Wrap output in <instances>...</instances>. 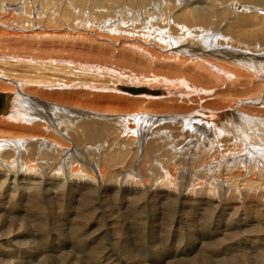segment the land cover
<instances>
[{
  "label": "bare ground",
  "instance_id": "bare-ground-1",
  "mask_svg": "<svg viewBox=\"0 0 264 264\" xmlns=\"http://www.w3.org/2000/svg\"><path fill=\"white\" fill-rule=\"evenodd\" d=\"M145 1L146 0H136L135 2H125L124 3L125 6L134 4L133 6L134 16H136L137 14H140V11L142 12L141 14L147 13L146 15L143 16L144 17L143 21L142 20L138 21V19L134 18L133 16L129 17L128 15L130 14V11L128 14L125 15L126 19H122V18L119 19V17H117V20H113L116 17H115L114 11H111V10L108 11L107 13L100 12L104 17L101 15H97L98 17L97 19L99 21L106 19V21H104L103 23L106 25L105 27H107L108 32H113L114 34H116V32H118L117 30H121V31H127L129 33L131 32L134 33V35H131L134 38L132 40L125 38V36L120 33L116 36L113 35V39L111 35L107 36L105 38L106 41L104 40L105 42L108 43V44H105V47H106L105 50L107 52L106 54L111 53L114 56L116 55L117 58H121L122 60L126 61L127 52H129V56H130V54H133L136 50L141 51L142 55H138V57L136 58L137 62H140V63H137L134 60L129 59V63H132L134 65V69H138L135 66L141 65L142 64L141 61H143L144 63L147 62L148 64H151V62L160 60V57H162L164 54H167V59L176 61L177 64L175 66L177 68H180L181 71L179 69L177 70V72L174 73L175 75L168 76L167 78L161 77V79H159V77H156V74L159 71L157 69L153 71V73L148 72V74L146 72L145 74L144 71H142L140 72L141 77L134 78L133 80L128 81V83L121 81V80L112 81L111 75H109L108 78L105 76L104 77L107 78L106 80L110 79L111 80V81L109 80L110 82L107 81V83L104 84L101 81L102 85L104 86H101L95 83L93 84V80L95 78H99L102 80V75H101L102 72L101 73L99 72L100 70H102L101 67L97 68L93 64H90L89 62L80 63V62L70 59L72 58L71 57L72 54L76 53L79 56L82 54L81 52H85V51H83L82 49L79 50L78 48L77 50H75L73 48L77 45L73 43H67L63 40H59L61 39V37L62 38L67 37L65 33H59V34L56 33L55 36L56 38H58V42L61 41L62 43L65 42L64 44H67L66 46L65 45L64 46H65V52L68 57L56 58V60L54 61L52 57L42 58L41 56L39 57L38 55L34 56L31 54L32 47H33V45H31L32 42L34 43L36 47L49 48L48 47L49 44L45 42L46 41L45 38L46 37L50 38L49 33L52 32L53 30H54L53 32L58 31L59 28H57L56 26L60 22H56L55 21L56 19L54 20V25L45 26L44 24L39 22L40 27L34 28L32 27V25L36 24L35 21L28 22L26 26L25 24L18 26L17 24H13L14 19H11L12 13H8L9 16L5 15L6 11H3L4 15L0 14V29L10 31L7 33L1 31L0 36L4 38L6 37L13 38V40L15 39L16 42H24L23 44L27 48L21 46V48H15L14 52L20 49V51L22 52L21 53L16 52V54L23 55L24 57L22 58H25L28 61V63H31V64H27L26 65L27 67H23L22 69V70H25L24 71L25 73L22 74L21 79L25 81L11 79V77H6L5 74L3 73H2L3 75L0 74L1 75L0 76V95L2 96V99L0 98V134L5 135V138L0 137V158H1L0 161L3 163V165L9 166L11 160L16 161V159L21 158V157H16V156L12 157V156L14 153H18V152H19L18 154L22 156L23 152H20V150L22 147L26 146V147H29L30 149L28 153H25L23 155L24 157L22 158L24 159V162L27 165L26 169H29L28 166L29 167L32 166L33 161L35 160L44 161L45 160V157H47V155L42 152V149H44V147L48 146L51 148V150H53L54 153L55 152L60 153L61 149L66 148L67 146V143H65L64 141L65 139L68 140L69 143L73 146H85L83 153L88 154V155L91 154V151H92L91 149H89V145L94 144V143H96L95 149L98 152L102 151L104 148L106 150V148H109L110 145L113 143L118 144V146L121 144H125L126 146L127 138L125 137L126 135H128V132L133 131L125 127L122 116H124L126 113H136L135 116H132V118H129L130 120L133 121V123L140 124L141 121L145 120L147 122L155 124L159 129H165L164 132L157 133L158 137H161V138L165 137L167 140L172 139L171 143L174 142L173 140H176V139H173V137L180 138L179 139V143H180L184 141V138L186 135L192 134L193 131L196 132L199 130H206L209 126V120H207L206 117L210 119V122L211 120H213V124L217 121H221L229 127L231 114L228 111L232 109L236 111L237 108H240L241 106L246 105L245 104L246 101L245 103L244 102L240 103L238 101L232 100L233 98H231L232 97L231 95H236L235 96L236 98L242 99L248 93L250 88L255 89L256 91H258V93H261L262 87H258V86L248 87L247 85H235L237 82H240V81H242L243 83H248L250 81V78L247 75V73L241 70L239 66L236 65L233 67L232 65L237 61H242V59H247L246 61H244V63L247 66H249L250 62L253 60V57L248 55V58H247L246 56L247 50H248L247 48L251 49L255 47L256 44H259L263 46L264 48V13H261V12H264V0H243L246 4L251 6V9L248 11L249 14H241V16L239 17H232V18H231V13H228V15L225 13L223 4L219 1L215 3L214 1L199 0L186 7H184L185 2L181 3L180 6H176V5L172 6L170 4L160 2L159 4L162 5L160 16H162L163 18L160 19V21L157 23L155 21L159 19L160 16L158 18L156 17L157 16L156 13L151 14V10H150L151 8L149 7L150 5H153L151 4L152 1L149 0L148 2H146L144 6H141ZM232 1L235 2L236 0H232ZM71 2L73 3V5H75L76 7L80 9L79 13L83 14L84 11L87 12V16L89 18H86V19L88 21L85 20L84 18L82 20V25H84V22L86 21L88 22L89 25L92 24V28L98 26L97 25L98 22H95L93 19V10H96L97 8L101 7L103 5L102 1L92 0L91 2H89L87 0H71ZM258 9H261V10H258ZM224 13H225V16H223ZM146 16L147 18L145 19ZM67 18H70V16H67ZM123 21L124 22L130 21L131 22L130 25L132 28L131 29L121 28V26H123ZM62 22H63L61 23L62 26L63 25L66 26L65 24H72L74 21L72 23H67L66 21H62ZM133 24L134 25L138 24L139 25L138 27H140L141 29L134 28ZM64 28L61 27L62 30H66V29L69 30L68 28H65V29ZM139 29L140 31H137ZM12 30H16L17 32L16 33H14L15 31L11 32ZM234 31H235V36H234ZM211 33H213V37L209 39V34ZM236 34L240 36H237ZM179 35L188 36L189 38L183 41L182 39H180ZM94 38H92V40H94ZM35 40L37 42H35ZM43 40H45L44 41L45 44ZM56 40L57 39H55V42ZM217 40H220L222 42L228 41L230 43H235V45H231V48L234 47L236 49L233 50V49L227 48L228 52L226 51L225 53L213 51V48H212L213 43ZM57 46H59V48L57 47V50H55L56 48L55 49L50 48L52 52L59 53L61 51L59 49H62L61 47H64L60 45V43H58ZM109 48H117V50L113 51L112 49H109ZM239 49H243L244 51H241ZM94 50L95 49L93 48V50H86V51L91 52V54H93V52L97 53V50L96 51ZM41 53L43 55V52L40 51V54ZM261 55H264V49H263V52L260 55H258L259 57L264 58V56H261ZM4 56H0L1 62L2 60H4V58L8 59L7 56L6 57ZM224 61H227V62L231 61V63H227V72L225 71L226 63H224ZM61 62H65L66 65L60 64ZM46 65H50V66L47 68L45 67ZM131 68H133V66H131ZM150 70L151 69L149 68V71ZM7 71L8 70H6V72ZM37 71H38V74H35ZM221 72L224 74L223 77L220 75ZM29 73H30V76H27V74ZM258 73L259 72H255L253 74L254 80H256ZM193 75L206 76V79H205L206 87L203 88L200 85H198V83L193 81L191 79V76ZM157 80L160 81V83L155 84ZM222 80H223V83L226 80V87H224L223 90L220 87H218L220 89L217 91L215 96L217 95V99L219 101L209 100L210 96L212 95H206V93L212 92L217 86H221ZM256 83L259 84L261 82L256 81ZM106 84H108V86ZM156 87L162 88L163 90H153L152 89ZM47 88H49V90ZM125 88H147L151 91H160L161 95H163L167 99H161L162 97L156 98L157 96H160V95H155L152 93L151 94H141L142 97H140V99H137L136 97L139 96L138 94H131ZM50 89L54 91H51ZM112 89L119 90L120 92H123V94L126 93L128 94L127 96L131 95L129 97H132V98L125 96L126 94L120 95V94H116L115 92L113 93L116 96L114 95L105 96V95L98 94L100 92L112 93ZM147 95H149V97ZM133 96H136V97H133ZM150 96H156V97H150ZM221 101H224L226 104ZM142 104H144L143 106L150 107V110H144V107L141 106ZM250 104L253 106L254 109H257L256 105H261L259 102H254V101H251ZM199 108H208V109L218 110L219 113L218 114L209 113L206 116L201 111H198ZM241 110L243 112L245 111L247 115L252 118L255 116L256 117L264 116V111L259 110L257 112L253 109L245 110V108H242ZM138 111H148V112L152 111L150 113H154L156 117L150 116L148 112L138 113ZM113 112H115L114 117H107L109 113H113ZM91 113H95V114H91ZM62 119H65L66 121L64 122L62 121ZM109 121H112V123H109ZM160 121H162V123H159ZM255 124L258 125L260 129L264 131L263 125L257 124V123ZM184 127H186V129ZM140 131H141V128H139V133ZM149 132L150 131L147 130V133ZM45 133L47 134L48 138L44 137L46 135ZM129 137H131L130 134H129ZM144 139L145 138H142L140 141V144L138 145L136 142H133V143L137 147H139V145L141 144L144 145V142H145ZM128 145H130V143ZM122 147L124 148V145ZM137 147H136V150L138 149ZM118 149L119 148H117V150ZM110 150L112 151V149ZM129 150L131 149L129 148ZM151 150L152 148H148L146 152L151 153ZM118 151H121V149ZM36 153H40L39 157H34V155H37ZM161 153L164 154L163 151ZM246 155H248V157H240L239 159H237V162H239L240 160L245 161L246 158L249 159L248 160L249 163L253 162V160H256L255 159L256 155L258 157H262L261 161L264 162V159H263L264 153L255 154V153L246 152ZM117 156L119 158V155ZM122 156L123 155H121V157ZM124 156L122 158H124ZM148 157H151V156H148ZM114 158L116 159V156L111 157L109 156V154H105L104 156H102L101 163H100L101 169L98 171L97 175L94 174V175L89 176L85 174L84 172L75 169L70 174L71 177L77 178L79 176V178L80 179L82 178L83 180V182L76 181L77 183H68L67 181L69 180L66 178L56 179L53 177L49 178L44 175L43 177L40 176L37 178V177L30 176V175L20 177L18 175L16 176L11 175L10 173H5V172L0 173V264H5L6 262L10 261V260H7V258L8 256H11V254H13L12 257H17V256L20 257L21 255L25 254V251H30V249L34 248L35 246V243L34 242L32 243V241H25V242L23 241L24 239H23L22 233L23 232L27 233L26 231L27 228L31 227L29 223L27 224L26 222H22V221H20L22 222L20 223L17 220V223L19 222L20 225L15 226L17 224H14L15 223V220H14V222L5 224L6 220L4 217H6V215L8 214L14 215L15 213V212L14 213L11 212L12 211L11 209L17 208L19 210V208H21L20 206L23 203L24 204L28 203V205L29 203L31 204L34 203L35 205L34 207L36 209L44 212L43 210L49 209L50 208L49 206H52L54 203H58L60 204L59 205L60 207H64L66 209H74V206H77L76 209L83 208L82 211H84L85 210L84 207H86L89 202L91 203L92 199L94 203V200L96 199L99 200V199H102L108 196L107 193L109 192L107 190V187L110 184V180L113 175L112 172H118V170H122L123 168L122 165L119 163L116 166V161ZM59 159L60 157H51L50 162L46 165V167L48 166L49 168L53 169L54 165ZM133 159L134 158H131V157L130 159H127L126 163H124L125 167H128V168L134 167ZM144 159L145 157L143 158V160ZM163 159H166V157H164ZM120 162L122 163V161ZM256 163L255 162L252 163V165L255 164V168L250 169L251 172H257V170L259 171L260 167L259 165H257L256 167ZM245 165L243 166L242 164L241 165L242 167L239 166L238 169H241V170L246 169ZM57 166L59 167V164ZM262 167H264V165ZM30 168L33 169V167H30ZM240 177L241 178L244 177V174L238 171L237 178H240ZM116 181L117 180H115V182ZM101 185H102V189L98 191ZM143 187H144V184H143ZM140 188L142 189V187ZM249 188H251V186L246 187V189H249ZM74 190L77 191L76 195H73ZM133 193L135 195L138 194L136 193V191ZM170 193L164 192V195H163L164 199L160 198L159 196H156V198L154 197L155 199H153V201L156 202L159 200L160 202V199H161L163 202L161 201L160 204L166 206L165 203L170 197L171 195ZM96 194L97 196L94 197ZM141 194L143 195V193ZM242 195H243V199L247 200V202H249V200L252 199L251 197L248 196V192H244ZM76 196H78L79 198ZM178 196L181 197L180 198L181 200H179L178 205L175 204L174 208L176 207L181 212V214H183L184 216L188 217V215L189 216L195 215L194 213H196L198 216V212L194 208H192L191 204L188 203V202L191 203V199L190 198L188 199L186 196H183L182 193H177L175 199ZM239 196H240L239 193H237L236 191H231V201L233 205H231L230 201H225V208H223L222 205L220 206V211H219L220 217L212 221H207L208 225L204 229H202L203 231L200 232L199 234L191 233L192 239L190 238L191 240L189 241L192 243L191 244L192 248L190 250L185 251V252L180 251V250L176 251L177 250L176 248L174 250L175 252L170 257L167 256L165 258H162L160 262H162L163 264H173L174 262L175 263L179 262L180 264V262L181 263L183 262L182 264H184V262H186V260L189 258L193 259V257L204 256L203 261H201L200 263H198L197 260H195L197 264H230L232 261H234V259H236V261L238 262L239 261L242 262L243 260V262L245 261V264H253V263L254 264H264V205L261 206V211L259 213H256L257 219H258L257 221L255 220L242 221L240 220V217H241V213H243V209L241 205L235 207V204L238 205ZM133 197L135 198L134 195ZM256 198L264 199V193L263 192L257 193ZM241 203H242V200H241ZM137 204L139 203L137 202ZM107 205H110V204H107ZM10 206L12 207L9 210ZM188 206L189 208H192V211L190 209L189 211H186ZM244 206L247 207L249 211L254 209V206H249V205H244ZM93 207L96 209V205ZM93 207L91 208L93 209ZM7 208H8V211H7ZM142 210H144V208ZM152 210H155V209H152ZM152 210H151V213H152ZM94 211L96 210H93L92 213H94ZM47 212L46 214H48ZM173 212L175 214L174 210ZM99 213L100 212H98V214ZM248 213L251 214L250 212ZM85 214H88V213H85ZM118 214H121V213H118ZM43 216L45 217L48 215H43ZM95 216L96 215H94V217ZM175 216H178V215H175ZM248 216L250 217V215ZM67 218L65 220L63 219L64 223H67V225H65L64 228L63 227L60 228V235L62 236H67V231L69 232L71 231V229L68 227L69 223L71 222ZM85 219L86 218H84L83 221H85ZM224 219L226 221V224L224 223L225 226L222 227L221 223ZM26 220L28 219L26 218ZM112 220L113 219H111V221ZM101 222H103V220ZM121 222L122 221H120V223ZM132 222L134 223V221ZM85 223H83V225ZM88 225L89 223L88 224L86 223L84 225V228ZM155 226L156 225L154 224L153 227ZM184 226L186 225L184 224ZM184 226H180V227H184ZM100 227H101V224H100ZM108 227L107 229L109 230ZM121 227L122 226H120V228ZM84 228H81V230L82 229L84 230ZM101 228H104V227H101ZM148 228L150 229V227ZM103 230L105 229H102L100 232H102ZM93 231L94 230H92V232ZM86 232L87 231H85V233ZM76 233L77 232H75V235H77ZM124 233L125 232H123V234ZM68 234L70 235V233ZM85 235H86V239L84 240L85 242H87L88 238L90 239V237L88 236L87 238L88 233ZM188 235H189V232H188ZM91 237H94V236H91ZM103 240L106 241L105 239ZM226 242H227L228 248H226L224 251L223 247L226 246L225 244ZM62 244L64 243L62 242ZM62 244L59 242L55 246H52V247L47 246V249L45 251L39 250L43 255H49V257L42 256V257H39L37 261L30 260L28 263H25V264H45V261L47 259H51L50 257H52L53 260L59 258L58 261H60V258L63 257L65 254H67L69 251L68 250L69 247L68 246H67L68 248L66 247L67 243L64 244L65 246ZM102 247L103 246H101L100 248ZM40 248H44V247H40ZM107 249L106 251H108ZM124 249H125V246H124ZM49 250H51L52 252H55L53 256H50ZM237 252L242 254V256L238 257L239 254ZM99 253L101 254V252ZM104 253L105 252H103V254ZM125 254H124V258L126 257ZM71 260H73V258ZM190 260H188V262H190ZM16 264H24V263L19 262V260H17Z\"/></svg>",
  "mask_w": 264,
  "mask_h": 264
},
{
  "label": "rangeland",
  "instance_id": "rangeland-1",
  "mask_svg": "<svg viewBox=\"0 0 264 264\" xmlns=\"http://www.w3.org/2000/svg\"><path fill=\"white\" fill-rule=\"evenodd\" d=\"M87 1L91 2L92 0H87ZM100 1L103 2V5L99 8H97L96 10H93V19L95 22H98L97 23L98 26H96L94 28H92V24L89 25L88 22H86V21L84 22V25H82V20L84 18H85V20H87L86 18H89L87 16V12L84 11L83 14L79 13L80 9L78 7H76L75 5H73L71 0H0V14L4 15L3 11H6L5 15L9 16L8 13H12L11 19H14L13 24H17L18 26L22 25V24H25V26H26V24L30 21H35L36 24L32 25V27H34V28L40 27L39 22H41L45 26L54 25L55 19H56L55 20L56 22H60L56 26L57 28H59L58 31L53 32L54 31L53 30L50 33L48 32L49 37L51 39L46 37L45 38L46 41L43 40V42L45 41L46 43L49 44V46H48L49 48L36 47L33 42L32 43L30 42L31 45H33L31 54L34 56L35 55H38L39 57L41 56L42 58L43 57H52L53 60L55 61L56 58L68 57L66 52H65V46L67 44H64V43L65 42L73 43V44L77 45L73 49L77 50V48H78L79 50L82 49L85 52H81L82 54L79 56L76 53L72 54L71 55L72 58H70V59L77 61V62H80V63L81 62H89L90 64H93L97 68L98 67L102 68V70L99 71L100 73L102 72L101 73L102 80L99 78H95L94 80L92 79L93 84L95 83V84L104 86V85H102V83L105 84V83H107V81L110 80V79L106 80L109 75H111L112 81L121 80V81L128 83V81L133 80L134 78L141 77L140 72L144 71V73L146 72L148 74V72L153 73V71H155L156 69L159 70L156 74V77H159V79H161V77L167 78L168 76L175 75L174 73L177 72V70H179L180 68H177L175 66L177 64L176 61L167 59V54H164L162 57H160V60H157L155 62H151V64H148L147 62L144 63L143 61H141L142 62L141 65L135 66L138 69H134V65L132 63H129V59H132L135 62H137L136 58L138 57V55H142V52L139 50H136L133 54H130V56H129V52H127V54H126L127 60L126 61L122 60L121 58H117L116 55L114 56L111 53L106 54L107 52L105 50V48H106L105 44H108V43L105 42L106 41L105 38L107 36L111 35V37L113 39V35L116 36L120 33V34L124 35L125 38L132 40L134 38L131 35H134V33H132V32L129 33L127 31H121V30H117L118 32H116V34H114L113 32H108L107 27H105L106 25L103 23L104 21H106V19L99 21L97 19L98 18L97 15L103 16L100 12L107 13L108 11L111 10V11H114V14L116 17L113 20H117V17H119V19L120 18L126 19L125 15L128 14L130 11V14L128 15L129 17L133 16L134 18L138 19V21H141V20L143 21V18H144L143 16L146 15L147 13L141 14L142 12L140 11V14H137L136 16H134V7H133L134 4L133 5L130 4L129 6L124 5L125 2H135L136 0H100ZM148 1L149 0H146L141 6H144L146 4V2H148ZM151 1H152L151 4H153V5H150V7H149V8H151L150 9L151 14L156 13L157 14L156 17L159 18L160 11L162 9V5L159 4L160 2L170 4L172 6H175V5L180 6L181 3L185 2L184 7H186V6H189V5L195 3L199 0H151ZM207 1H214L215 3H217L218 1L221 2L223 4V8H224L225 13L227 15H228V13H231V18L232 17H239V16H241V14H249L248 11L251 9V6L246 4L243 0H236L235 2L232 0H207ZM258 10H261V9H258ZM225 13L223 14V16H225ZM261 13H264V12H261ZM67 16H70V18H67ZM146 18H147V16L145 17V19ZM162 18L163 17L160 16L159 19L156 18L157 20L156 21L154 20V21L157 23ZM72 19L74 22L72 21ZM130 19H132V18H130ZM62 21H66L67 23H72V22L73 23L72 24H65L66 26H64V25L62 26V24H61V23H63ZM130 24H131L130 21H125V22L123 21V26H121V28L131 29L132 27ZM138 26H139L138 24H136V25L133 24L134 28H140ZM61 27L68 28L69 30H67V29L62 30ZM141 27H143V26H141ZM34 28H32V29H34ZM140 29L137 31H140ZM1 31L6 32V33L10 32L9 30L7 31V30L0 29V33H1ZM13 31H15L14 33L17 32L16 30H12L11 32H13ZM56 33H58V34L59 33H65L67 35V37H64V38L61 37V39H59V40L65 41V42H63V43L61 41L58 42V38H56V36H55ZM50 34H51V36H50ZM236 35L240 36L238 34H236ZM179 36H180V39H182L183 41H185L187 38H189L188 36H183V35H179ZM234 36H235V31H234ZM212 37H213V33L209 34V39H211ZM47 38H48V40H47ZM92 38H94V40H92ZM26 39H28V38H26ZM55 39H57L56 42H55ZM23 40H24V38H23ZM110 40H111V38H110ZM38 41H40V40H38ZM27 42H29V41H27ZM35 42H37V41L35 40ZM45 42H44V44H45ZM23 43L24 42H16L15 39L13 40V38H9V37L4 38V37L0 36V53H1L0 56L5 55L4 57H6V56L8 57V59L4 58V60H2V62L0 60V64H1L0 65V74L1 75L5 74L6 77H11V79L25 81V80L21 79L22 74L25 73L24 72L25 70H22V69H23V67H27L26 66L27 64H31V63H28V61L25 58H22V57H24L23 55L16 54V52H20V53L22 52V51H20V49H18L19 51L17 50L16 52H14L15 48H21V46L26 47V46H24ZM56 43H57V45H58V43H60V45H62V46L65 45L64 47H61L62 49H59V50H61L59 53L52 52V50L50 49V48H52V49L56 48L55 50H57V47L59 48V46H57ZM93 44H94V46H93ZM231 45H235V43H230L228 41L222 42L220 40H217L213 43L212 48H213V51L225 53L226 51L228 52L227 48L233 49V50L236 49L234 47L231 48ZM33 48H34V50H33ZM93 48L95 49L94 51L97 50V53L92 51L93 54H91V52L86 51V50H93ZM109 49H112L113 51L117 50V48H109ZM247 49H248L247 54H246L247 58H248V55L253 57V60L250 62V65L247 66L244 63V61H246L247 59H242V61H237L232 66L233 67L236 65L239 66L243 72L247 73V75L250 78V81L248 83H243L242 81H240V82H237L235 85H247L248 87H257L258 86V87H262V91H261V93H258V91H256L255 89L250 88L248 93L242 99L236 98L235 97L236 95H231L232 96L231 98H233L232 100L238 101L240 103H243V102L245 103V101H246V103H245L246 105L241 106L240 108H237L236 111H234V109L228 111L231 114L229 127L221 121H217L213 124V120H211V122H210V119H208V117H206V119L209 120V126L206 130H199L196 132L193 131L192 134L186 135L184 138V141L180 142V143H179L180 138L173 137L174 136L173 135L172 136L173 139H176V140H173L174 142L171 143L172 139L167 140L165 137L161 138V137L157 136L158 132H164L165 129H159L155 124H152V123L147 122L145 120L141 121L140 124L133 123V121L130 120L129 118H132V116H135L136 113H126L124 116H122V118L124 120L125 127L129 128L130 130H133L132 132H128V135H126V137H125V138H127L126 139V146L127 147L125 146V144H121V145H119L120 146L119 147L118 144L113 143L110 145L111 148L110 147L106 148V150L104 148L102 151L98 152L95 149L96 143H94V144L89 145V149H91L92 151H91V154L88 155V154L83 153L85 146H73L69 143L68 140L65 139L64 141H65V143H67V146H66V148H62L60 153L59 152L54 153L53 150H51V148L48 146L44 147V149H42V152L45 153L47 155V157H45L44 161H40V160L33 161L32 166H30V167H33V169H31L29 166H28L29 169H26L27 165L25 164L24 159L22 158V157H24L23 155L25 153H28V151L30 149L29 147H26V146L22 147L20 150V152H23L22 156H20L18 154L19 152L18 153L13 152L14 154L12 157L16 156V157H21V158L16 159V161L11 160L9 166L3 165V163L0 161L1 162L0 163V171H1L0 173H3V172L10 173L11 175H14V176L18 175L20 177L30 175V176L38 178L40 176L43 177V175H44L46 177H49V178L53 177L56 179L57 178H59V179H65L66 178L69 180V181H67L68 183H77L76 181H80V182L82 181L83 182L82 178L80 179L79 176L77 178L71 177L70 174L75 169L80 170L89 176L94 175V174L97 175L98 171L101 169V164H100L101 163V157L104 156L105 154H109V156H111V157L116 156V159L114 158L116 161V166L119 163L124 168V170L122 168V170H118V172H112L113 175H112V178L110 180V184L107 187V190L109 192V193H107L108 196L105 198H102L103 200L102 199L94 200L95 204L93 203V199L91 198L92 199V200L90 199L91 203L89 202L90 204L89 203L87 204L88 207L87 206L84 207V209H85L84 211H82L83 208H81V209L77 208L76 209L77 206H74V209H66L64 207H60L59 206L60 204H58V203H54L52 206L48 205L50 208L47 210L46 209L43 210L44 212L36 209L34 207L35 206L34 203L33 204L29 203V205H28V203H25V204L23 203L24 205L22 204L20 206L21 208H19V210L17 208L11 209L12 210L11 212H13V213L15 212V213H14V215L8 214V215H6V217H4L6 220L5 224H9L11 222H14V220H15L14 224H17L15 226H19L20 223H22V222H26L27 224L29 223V225H31V227L27 228V230H26L27 233H24V232L22 233L23 239H24L23 241L24 242L25 241H32V243L33 242L35 243V246H34V248H31L30 251H25V254L21 255L20 257L19 256L12 257L13 254H11V256H8V258H10V259L7 258V260H10V261L6 262L5 264H11V263L13 264L14 262H15L14 264H16L17 260H19V262H23L25 264V263H28L30 260H36L37 261V259L39 257H42V256L49 257V255H43L39 250L45 251L47 249V246L52 247V246L57 245L59 242L61 244H62V242L64 244L67 243L66 247L67 246L69 247L68 253L65 254L63 257H61L60 261H58L59 258L58 259L54 258L55 260H53L52 257H50L51 259H47L45 261V264H163L162 262H160V260L162 258L167 257V256L170 257L175 252L174 250L176 248H177L176 251L180 250V251H184V252L188 251L192 248V245H191L192 243L189 241L192 239L191 235L192 234H199L200 232H202L203 231L202 229H204L208 225L207 221H212V220H215L216 218L220 217V214H219L220 206L222 205L223 208H225V201H230L231 205H233V203L231 201V191H236L240 195L238 198V205L235 204V207L241 205V207L243 209V213H241L240 220H242V221H248V220L257 221L258 219H257L256 213H259L261 211V206L264 205V199L263 198L262 199L256 198L257 193H261V192L264 193V177H262V176H264V174H262V173H264V167H262L264 165L263 164L264 162L261 161L262 157H258L257 155L255 156L256 160H253V162H250V163L248 161L249 160L248 158H246L245 161L240 160L241 162L240 161L237 162V159H239L240 157H248V155H246V152L255 153V154L264 153V131L261 130L258 125L255 124V123H257V124H261L264 126V116L263 117L257 116L259 118H257L255 116L252 118V117H249L245 111L243 112L241 110L242 108H245V110L253 109L257 112L259 110L264 111V58H261L258 56L263 52L264 48H263V46L256 44L255 47H253L251 49H249V48H247ZM36 50H38V51L40 50L41 52H43V55H42V53L40 54V51L38 52ZM239 50L244 51L243 49H239ZM6 53H8V54H6ZM9 53L13 56H11ZM36 53H38V54H36ZM101 53H103V54H101ZM95 54H97V55H95ZM230 56H231V54H230ZM261 56H264V55H261ZM14 57H16V58H14ZM120 61H121V63H120ZM137 63H140V62H137ZM224 63H226L225 71L227 72V63H231V61L230 62L224 61ZM60 64L66 65L65 62H61ZM145 64H147V65H145ZM49 66L50 65H46L45 67L48 68ZM131 66H133V68H131ZM146 66H147V68H146ZM2 67H4L8 71L6 72V70ZM148 67L151 69L150 71H149ZM180 71H181V69H180ZM255 72H259L256 80L253 79V74ZM105 73H106V75H105ZM35 74H38V71ZM220 75L223 77L224 74L221 72ZM27 76H30V73L27 74ZM104 76L107 78H105ZM191 79L193 81H195L196 83H198V85H200L201 87H203V88L206 87V85H205L206 76L193 75V76H191ZM101 81H102V83H101ZM256 81L261 82V83L257 84ZM118 83H120V82H118ZM158 83H160V81L157 80V82L155 84H158ZM221 84H220L221 86H217L212 92L206 93V95H212V96H210L209 100H211V101L218 100L217 95L215 96V94L217 93V91L220 88L223 90V88L226 87V80L224 81V83L222 80ZM106 85L108 86V84H106ZM218 87H220V88H218ZM238 88H240V87H238ZM47 89L49 90V88H47ZM152 89L153 90H163L162 88H158V87L152 88ZM50 90L54 91L52 89H50ZM115 90L112 89V93L100 92L98 94L99 95H105V96H111V95L116 96L113 92H115L116 94H120V95L126 94V93L123 94V92H120L119 90H116V91ZM127 95L128 94H126L125 96H127ZM129 96H131V95H129ZM129 96H127V97H129ZM147 96L149 97V95H147ZM133 97H136V96H133ZM140 97H142V95H139L136 98L140 99ZM150 97H156V96H150ZM159 97H162L161 99H167L163 95L157 96L156 98H159ZM129 98H132V97H129ZM251 101L259 102L261 105H256L257 109H254L253 106L250 104ZM221 102L225 103L224 101H221ZM143 105L144 104H142L141 106H143ZM143 107H144V110H150V107H148V106H143ZM152 111H150V112H152ZM198 111H201L206 116L209 113H216V114L219 113L218 110H213V109H208V108H199ZM146 112H148V111H138V113H146ZM150 112H148L150 116L156 117L154 115V113H150ZM114 113L115 112L109 113V115L107 117H114ZM91 114H95V113H91ZM226 114H228V113H226ZM62 121L65 122L66 120L62 119ZM109 123H112V121H109ZM159 123H162V121H160ZM139 128H141L140 133H139ZM184 128L186 129V127H184ZM147 130H149L150 132L147 133ZM190 130H191V128H190ZM193 130H194V128H193ZM129 134L131 135V137H129ZM0 137L5 138V135L0 134ZM44 137L48 138L47 134ZM142 138H145L144 139V141H145L144 145L141 144V145H139V147H137L133 142H136L138 145V144H140V141ZM120 142H122V141H120ZM146 142H147V144H146ZM129 143H130V145H128ZM123 145H124V148L122 147ZM131 145H133V146H131ZM135 146L138 148L137 150H136ZM117 148H119L118 150L121 149V151H118ZM129 148L131 150L132 149L133 150L131 151V150H129ZM148 148H152L151 153L146 152ZM110 149H112V151ZM103 151L104 152L107 151V152L104 153ZM162 151L164 154L161 153ZM36 154L37 155H34V157H39L40 153H36ZM117 155H119V158ZM121 155H123V156L126 155V156H124V158H122L123 156L121 157ZM161 155H162V157H161ZM148 156H151V157H148ZM51 157H60V159L54 165L55 169L54 168L51 169L48 166L46 167V165L50 162ZM130 157L135 159V160L133 159L134 167L128 168V167H125L124 163H126L127 159H130ZM144 157H145V159L143 160ZM164 157H166V159H163ZM169 158H170V160H169ZM119 159H121V160H119ZM263 159H264V157H263ZM120 161H122V163ZM256 161H257V163H256ZM254 162L256 163V167H257V165H259L261 170L259 169V171L257 170V172H251L250 171V169L255 168V164L252 165V163H254ZM58 164H59V167L57 166ZM236 164H237V166H236ZM242 164H243V166L246 164L245 165L246 169H244V170L238 169L239 166L242 167L241 166ZM238 171L243 173L244 177L237 178V172ZM164 176H166V177H164ZM168 177H170V178H168ZM115 180H117V181L115 182ZM143 184H144V187H143ZM132 185H133V187H132ZM250 186H251V188L246 189V187H250ZM140 187H142L143 191ZM100 189H102V185L100 186L98 191ZM166 190L169 193L171 192L170 193L171 195L169 197L170 199L168 198L167 202L165 203V205L167 207L160 204V202L162 201L161 199H160V202H159V200L156 202L153 201V199H155L156 196H159L160 198L164 199V197H163L164 192L168 193ZM135 191H136V193H138L137 195H135L133 193ZM76 192L77 191L74 190L73 195H76ZM244 192H248V196L252 198L251 200H249V202H247V200L243 199L242 194ZM141 193H143L144 196ZM177 193H182L183 196H186L188 199L189 198L191 199V203L190 202H188V203L191 204L192 208H194L198 212V216L196 213H194L195 215H191V216L188 215V217H187V216H184L183 214H181V212L176 207H175L176 209L174 208L175 204L178 205L179 200H181L180 196H178L179 198L177 197L175 199ZM156 194H158V195H156ZM133 195L135 196V198L133 197ZM78 196H76V197H78ZM96 196H97V194L94 197H96ZM78 198H76V199H78ZM129 198L131 200L132 199L133 200L131 201ZM139 200H141V201H139ZM143 200L146 202V204ZM241 200H242V203H241ZM185 201H187V200H185ZM98 202H99V204H98ZM137 202L139 204H137ZM251 202L253 203V205ZM107 204H110V205H107ZM95 205H96V209L93 207ZM244 205L254 206V209L249 211L248 208L245 207ZM90 206L93 207V209ZM158 206H159V208H158ZM11 207L12 206L9 207V210ZM89 207H90V209H89ZM140 207H142V208H140ZM143 208H144V210H142ZM192 208H189V206H188L186 211H189V209L192 211ZM152 209H155V210H152ZM172 209L175 211V214H174ZM93 210H96V211H94V213H92ZM151 210H152V213H151ZM7 211H8V208H7ZM97 211L100 213L98 214ZM46 212L48 214H46ZM109 212H111V213H109ZM248 212H250L251 214H249ZM85 213H88V214H85ZM118 213H121V214H118ZM190 213H192V212H190ZM89 214H90V216H89ZM43 215H48L49 217L48 216L44 217ZM94 215H96V216L94 217ZM114 215H116V216H114ZM163 215H164V217H163ZM175 215H178V216L180 215V216L178 217ZM248 215H250V217ZM103 216H105V217H103ZM120 216H122L124 219ZM65 217L67 219H69L71 222V223H69L70 226L68 225V227L71 229V231L70 232L67 231V236H62V235H60V228L61 227L64 228L65 225H67V223H64V220L66 219ZM110 217H112V218H110ZM138 217H139V219H138ZM26 218L28 220H26ZM44 218H46L47 220ZM84 218H86V219L88 218L87 221H86V219H85V221H83ZM8 219H10V220H8ZM111 219H113V220L111 221ZM17 220L19 222L20 221H22V222L17 223ZM42 220H44V221H42ZM102 220H103V222H101ZM104 220H106V221H104ZM167 220H169V221L172 220V221L169 222ZM120 221H122L121 222L122 224L120 223ZM132 221H134V223ZM160 221H162V222H160ZM85 222L87 224L89 223V225L84 228V225L86 224ZM34 223H35V225H34ZM83 223H85V224L83 225ZM105 223H107V224H105ZM112 223H114V224H112ZM183 223L186 226H184ZM224 223L226 224L225 219L221 223L222 227L225 226ZM79 224H80V226H79ZM100 224H101V227H104V228H101ZM154 224L156 225L155 227H153ZM202 224H204V225H202ZM108 225H109V227H108ZM136 225H138V226H136ZM142 225H144V226H142ZM120 226H122V227L120 228ZM180 226H184V227H180ZM74 227H76L78 229H76ZM80 227L84 228V230L87 232L85 233V231L83 229H82L83 230L82 231ZM107 227L109 228V230L107 229ZM148 227H150V229ZM72 229H74V230H72ZM97 229H99V230H97ZM102 229H105V230L107 229V230L106 231L103 230L104 232L103 231L100 232ZM92 230H94V231L92 232ZM121 230L125 233L123 234V232ZM120 231H121V233H120ZM187 231L189 232V235H188ZM75 232H77L76 234L78 236L75 235ZM109 232L110 233L112 232V233L110 234ZM132 232L134 235L132 234ZM143 232H145V233H143ZM68 233H70V235ZM87 233H88L87 238L89 236L90 239L88 238V241L85 242V240H84V239H86L85 234H87ZM126 233H127V235H126ZM150 233H151V235H150ZM104 234H106V235H104ZM90 235L94 236V237H91ZM183 235H184V237H183ZM79 236H80V238H79ZM162 236H164V237H162ZM103 237H105V238H103ZM78 239H79V241H78ZM103 239H105L106 241H104ZM147 239H149V240H147ZM168 240H169V242H168ZM252 240H254V239H252ZM98 241H99V243H98ZM171 242H173V243H171ZM64 244H62V245H64ZM225 244H226V246L223 247L224 251L226 248H228L227 242ZM179 245H180V247H179ZM101 246H103L102 247L103 249L100 248ZM124 246H125L126 250L124 249ZM127 246H128V248H127ZM129 246H131V247H129ZM40 247H44V248H40ZM120 248H121V250H120ZM106 249L108 251H106ZM91 250H93V251H91ZM98 250H100V251H98ZM153 250H155V251H153ZM99 252H101V254ZM103 252H105V253L103 254ZM54 253L55 252H52L51 250H49L50 256H53ZM94 253H96V254H94ZM124 254L126 256L125 258H124ZM238 254H239L238 257L242 256V254H240V253H238ZM88 255H90V256H88ZM203 257L204 256H197V257H193V259L189 258L186 260V262H184V264H191V263L197 264V262L200 263L201 261H203ZM72 258H73V260H71ZM197 258H199V259H197ZM190 259H192L194 261H192ZM188 260H190V262H188ZM195 260H197V262ZM240 260H242V259H240ZM182 263L180 262V264H182ZM173 264H179V262H176V263L174 262ZM230 264H245V261L243 262V260H242V262H240V261L238 262V261H236V259H234V261H232Z\"/></svg>",
  "mask_w": 264,
  "mask_h": 264
},
{
  "label": "water",
  "instance_id": "water-1",
  "mask_svg": "<svg viewBox=\"0 0 264 264\" xmlns=\"http://www.w3.org/2000/svg\"><path fill=\"white\" fill-rule=\"evenodd\" d=\"M128 92L131 94H155V95H161L160 91H151L147 88H125ZM0 98L2 99V96L0 95Z\"/></svg>",
  "mask_w": 264,
  "mask_h": 264
}]
</instances>
